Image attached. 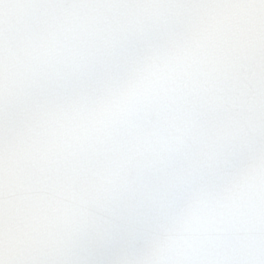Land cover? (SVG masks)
Returning <instances> with one entry per match:
<instances>
[{"label": "snow or ice", "instance_id": "6c2138e0", "mask_svg": "<svg viewBox=\"0 0 264 264\" xmlns=\"http://www.w3.org/2000/svg\"><path fill=\"white\" fill-rule=\"evenodd\" d=\"M0 264H264V0H0Z\"/></svg>", "mask_w": 264, "mask_h": 264}]
</instances>
